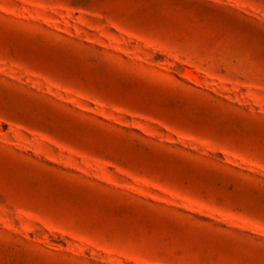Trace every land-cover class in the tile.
I'll return each mask as SVG.
<instances>
[{
    "label": "rangeland",
    "instance_id": "obj_1",
    "mask_svg": "<svg viewBox=\"0 0 264 264\" xmlns=\"http://www.w3.org/2000/svg\"><path fill=\"white\" fill-rule=\"evenodd\" d=\"M0 264H264V0H0Z\"/></svg>",
    "mask_w": 264,
    "mask_h": 264
}]
</instances>
